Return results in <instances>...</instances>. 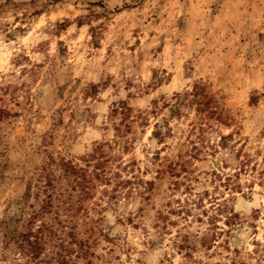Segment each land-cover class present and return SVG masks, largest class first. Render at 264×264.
<instances>
[{"label": "rangeland", "instance_id": "rangeland-1", "mask_svg": "<svg viewBox=\"0 0 264 264\" xmlns=\"http://www.w3.org/2000/svg\"><path fill=\"white\" fill-rule=\"evenodd\" d=\"M0 111V264L48 155L74 264H264V0H0Z\"/></svg>", "mask_w": 264, "mask_h": 264}, {"label": "trees", "instance_id": "trees-1", "mask_svg": "<svg viewBox=\"0 0 264 264\" xmlns=\"http://www.w3.org/2000/svg\"><path fill=\"white\" fill-rule=\"evenodd\" d=\"M194 97L200 98L197 92ZM80 170L70 161L48 155L29 172L18 199L9 202L2 221L4 234L10 249L26 259L24 264H74L71 255L83 250L69 215L71 192L82 189L85 180Z\"/></svg>", "mask_w": 264, "mask_h": 264}]
</instances>
